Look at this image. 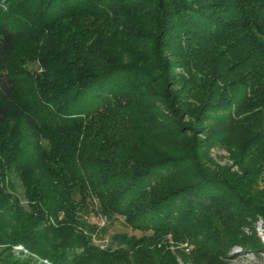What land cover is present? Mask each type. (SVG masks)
<instances>
[{"label":"trees","instance_id":"trees-1","mask_svg":"<svg viewBox=\"0 0 264 264\" xmlns=\"http://www.w3.org/2000/svg\"><path fill=\"white\" fill-rule=\"evenodd\" d=\"M28 42L39 77L16 66ZM217 145L245 163L244 181L208 170ZM259 165L264 0H0V264L257 252L242 227L264 219L247 183ZM93 205L139 234L94 244Z\"/></svg>","mask_w":264,"mask_h":264},{"label":"rangeland","instance_id":"rangeland-1","mask_svg":"<svg viewBox=\"0 0 264 264\" xmlns=\"http://www.w3.org/2000/svg\"><path fill=\"white\" fill-rule=\"evenodd\" d=\"M59 36H55V39ZM34 45L31 42L24 44L18 51L16 58V66L28 72L30 75L39 77L38 74L42 68L37 60V56L31 47ZM211 115V116H210ZM212 112L207 114V120L212 119ZM210 117V118H209ZM186 121V120H185ZM209 122V121H208ZM199 135V134H198ZM200 136V135H199ZM238 155H233L223 145H217L211 147L207 152L206 165L208 170L219 173L224 177L230 179H237L244 181L248 175L244 176L241 172L243 163H239ZM252 171V170H247ZM249 175H253L249 178L248 184L253 187V194L259 200L264 203V170L263 165H259ZM16 193L20 196L21 189L17 187ZM82 219L86 223L87 227H92L94 230L91 233V240L94 244L104 247L107 244L112 243L111 237L114 234L125 233L126 235L134 234L138 235L137 231H131L122 221V217L108 218L106 215L98 214L94 211V205L91 206L86 212L82 213ZM243 235L249 239H253L254 236L263 243V249H257V252H253L247 249H243L240 246L233 245L222 256L223 264H264V219L260 215H256L255 220L250 222V228L242 227ZM179 249H182L184 253H189L191 245L182 242L176 245ZM173 246H170L172 249ZM190 263L192 264V258ZM178 260V259H177ZM189 263V261H188ZM178 264H184L178 260ZM187 264V263H186Z\"/></svg>","mask_w":264,"mask_h":264},{"label":"built area","instance_id":"built-area-1","mask_svg":"<svg viewBox=\"0 0 264 264\" xmlns=\"http://www.w3.org/2000/svg\"><path fill=\"white\" fill-rule=\"evenodd\" d=\"M12 253L17 255V256H24L27 254V251L25 248L22 247V245L17 244V245H13L12 249H11ZM39 262H43V263H47V261L45 259H41L39 260Z\"/></svg>","mask_w":264,"mask_h":264}]
</instances>
